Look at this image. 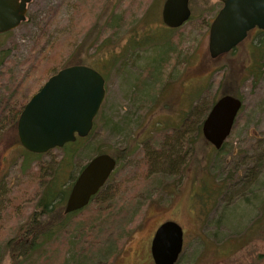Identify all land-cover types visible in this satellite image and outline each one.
<instances>
[{
  "label": "rangeland",
  "instance_id": "obj_1",
  "mask_svg": "<svg viewBox=\"0 0 264 264\" xmlns=\"http://www.w3.org/2000/svg\"><path fill=\"white\" fill-rule=\"evenodd\" d=\"M161 2L30 0L25 19L0 33V48L8 50L0 64V97L20 80L24 84L19 95L34 92L51 74L54 55L59 57L53 68L80 62L103 76L104 97L92 126L74 144V155L58 178L65 179L66 187L97 149L115 155L127 148L104 183L111 188L109 201L125 199L131 214L130 231L110 264H154L149 242L165 219L182 229L175 264H264V44L261 50L254 47L253 30L232 51L210 57L206 21L221 0H188L191 16L175 29L161 23ZM204 5L214 9L201 11ZM38 57L36 69L29 72ZM221 90L237 93L243 102L222 146L214 148L190 128L184 134L190 143L178 144L173 124L191 105L188 116L195 119ZM178 145L176 154L186 145L188 151L175 160V175L147 170L145 151L157 150L162 167L167 165L161 156L170 151L173 157ZM63 153L62 147H53L27 161L15 127L2 131L0 253ZM37 164L41 170L35 177L31 171ZM201 179L206 189H212V182L222 184L211 199L202 196L205 206L194 194ZM103 195L70 216L29 264H72L81 222L95 213L92 208ZM252 226L253 235L244 241L240 235Z\"/></svg>",
  "mask_w": 264,
  "mask_h": 264
},
{
  "label": "water",
  "instance_id": "obj_2",
  "mask_svg": "<svg viewBox=\"0 0 264 264\" xmlns=\"http://www.w3.org/2000/svg\"><path fill=\"white\" fill-rule=\"evenodd\" d=\"M30 0H0V33L17 26L26 17ZM161 22L171 28L190 16L188 0H162ZM264 28V0H221L207 28L210 57L227 52L253 27ZM104 97V78L84 63L64 65L51 74L23 103L15 124L19 143L31 152H45L76 136H85ZM242 99L230 93L219 95L200 122L203 138L218 148L230 132ZM115 158L100 151L89 157L71 181L63 212L81 208L103 185L115 166ZM182 247L181 226L165 219L154 228L149 253L154 264H175Z\"/></svg>",
  "mask_w": 264,
  "mask_h": 264
},
{
  "label": "trees",
  "instance_id": "obj_3",
  "mask_svg": "<svg viewBox=\"0 0 264 264\" xmlns=\"http://www.w3.org/2000/svg\"><path fill=\"white\" fill-rule=\"evenodd\" d=\"M203 1L205 2V0ZM213 9V5H204L203 8H200L201 11H212ZM215 11L216 9L214 12ZM208 24L209 23L207 20L206 26ZM141 40L142 39H140V43ZM263 44L264 40L261 39V42L258 44L255 43L254 47H258L261 50V46ZM234 47H232L227 52L232 51ZM7 51L8 50L5 48H0V64L3 63L4 56ZM58 57V55L51 57L53 61L50 63L51 65L49 67H52V72L64 66V64H61L53 68L58 60ZM39 59L40 57L34 60L29 68V72H32L36 69L37 61ZM158 65H161V63ZM50 68H46L45 70ZM23 84L24 81L22 80L15 82L10 87L9 93L0 97V136L5 128L15 127L18 113L23 103L29 97V95H27V97H23L21 94L19 95ZM223 93H230L241 98L240 95L234 92L225 90H221L218 93L215 92L207 105L197 113L195 119H191L188 116V113L191 111V107H193V105H191V107L188 109V112H185V115L180 119L179 123L177 125L173 124V138L176 140V142H178V144H184L186 142L190 143V138L184 137V134L189 132L188 128H190L194 136L203 137L200 132L201 119L211 103ZM84 138L85 136H76L74 140L66 141L61 146H59L63 148L64 153L55 162V165L51 168L50 174L46 177L44 183L39 187V193L33 203L32 210L21 222L18 223L13 233L4 239L0 253V264H29L30 262L28 260L33 255L37 254V251L39 252L38 256L41 255L40 250L42 243L58 233L65 221L70 216L84 210L91 198H95L99 193L104 195L97 200V206L92 208L95 213H91L87 216V218H89L87 222H81L80 232L78 234L79 239L76 241V244L73 245L72 264H110L111 260L118 253L121 243L125 239L124 237L127 236L130 231V229L127 227L130 221V213L124 206V203H126L125 199L119 198L118 200L111 199V202L109 201L110 197L112 196L111 194L107 193L110 187L108 188L107 185L105 186V184H103L97 190V192L90 197V200L87 202V204L79 209L70 212H63V203L71 181H69V183H67L68 185L65 187V179L59 180L58 177L62 172V168L66 167V165L70 163V160L75 152V145H77V142L81 143ZM222 144L218 148H220ZM178 147L179 145L176 149L173 148V157H171L172 155L170 151H167L165 155L161 156L160 159H164L166 161L163 165H167L162 167H159L158 165L157 160L159 159V155L157 154V150L148 149L145 151V163L147 165V170H149V172L160 171L162 173H166V171L169 170V174L175 175L177 172L175 170L176 166L174 165L175 160L177 161L183 153L188 151V146L186 145L183 153L178 155L176 154V152H179ZM22 148L28 152L26 156L22 155V158L27 161L31 159L32 156H37L41 153L31 152L25 149L23 146ZM100 151L102 150L97 149L95 153ZM126 152V147L120 149L118 153L114 155L116 160L118 161L120 157ZM40 170L41 166L37 164V166H35V168L31 171V174L35 177L40 176ZM202 180L203 179H201L199 188L194 191V194L198 196L201 206H205V204H203L204 200H201L203 198L202 196H205L207 199H211L214 194H217L221 190L222 184L221 182L217 181L212 182V189H206L205 185L202 183ZM263 207L262 211H264ZM254 231L255 228L252 226L250 229L248 228L242 232L240 238H242L244 241H247V239L253 235Z\"/></svg>",
  "mask_w": 264,
  "mask_h": 264
},
{
  "label": "flooded vegetation",
  "instance_id": "obj_4",
  "mask_svg": "<svg viewBox=\"0 0 264 264\" xmlns=\"http://www.w3.org/2000/svg\"><path fill=\"white\" fill-rule=\"evenodd\" d=\"M253 30H257V33H256L257 36H254V37L256 38L255 40L257 41V44L260 43V42H261V39H262L260 35L264 34V28H259V27H257V26L251 28V29L247 32V35H246V36H245L240 42H238V43H241L242 41L246 40V38L249 36L250 32L253 31ZM258 35H259V36H258ZM238 43H237V44H238ZM237 44H236V45H237ZM236 45H235V46H236ZM261 49H262V48H261ZM224 53H225V52H224ZM111 155H112V154H111ZM112 156L115 158L114 155H112ZM115 161H116V163H117L116 158H115ZM116 163H115V165H116ZM114 167H115V166H114ZM80 168H81V167H80ZM80 168H79V169H80ZM113 169H114V168H113ZM113 169H112V171L110 172V174L113 172ZM78 171H79V170H78ZM110 174H109V175H110ZM108 177H109V176H108ZM108 177H107V178H108ZM105 181H106V180H105ZM104 183H105V182H104ZM104 183H103V184H104ZM101 186H102V185H101ZM101 186H100V187H101ZM100 187H99V188H100Z\"/></svg>",
  "mask_w": 264,
  "mask_h": 264
}]
</instances>
